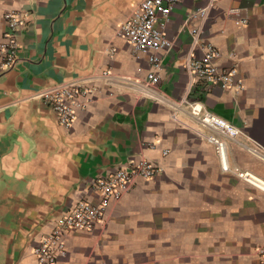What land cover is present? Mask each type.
I'll list each match as a JSON object with an SVG mask.
<instances>
[{"label": "crops", "instance_id": "crops-1", "mask_svg": "<svg viewBox=\"0 0 264 264\" xmlns=\"http://www.w3.org/2000/svg\"><path fill=\"white\" fill-rule=\"evenodd\" d=\"M140 1L0 0V43L4 13L29 12L14 64L4 69L0 58V264H37L33 249L54 220L99 201L91 181L141 157L159 166L153 178L111 200L94 229L69 232L55 264H259L253 249L264 240V190L221 169L213 144L197 133L215 129L184 110L176 122L166 104L133 88L150 66L118 29ZM201 7L203 23L189 17ZM194 26L200 44L221 51L219 65L236 63L240 89L191 84L185 59L203 53L192 45ZM165 35L173 46L162 56L161 89L237 127L226 140L228 165L264 181V0H177ZM103 69L111 76L88 80L93 93L69 127L34 97Z\"/></svg>", "mask_w": 264, "mask_h": 264}, {"label": "built area", "instance_id": "built-area-1", "mask_svg": "<svg viewBox=\"0 0 264 264\" xmlns=\"http://www.w3.org/2000/svg\"><path fill=\"white\" fill-rule=\"evenodd\" d=\"M177 0H141L132 15L119 25L118 34L130 43L133 54L137 58L144 55L150 69L142 79L131 81L136 94L155 102L166 104L170 108V117L176 122L183 123L177 118L179 111H186L200 125L215 129L218 134H201L213 144L223 171L232 172L248 181L245 172L238 167H230L226 157V140L234 139L240 134L237 127L229 121L217 116L197 100L182 97H171L160 87V71L162 70V56L173 46V41L166 37L165 28L170 13ZM228 12L239 15V7H231ZM208 7L195 9L189 14L190 18H198L202 23L207 19ZM7 30L0 43V58L4 69L10 68L16 59L18 48L17 34L29 19V12L23 9L10 10L4 13ZM238 25H244L245 19L236 20ZM192 45H200L202 56L195 58L188 55L184 67L192 77V83H198L203 89L218 84L223 89H240L239 83H234L237 65L233 63L223 67L217 63L221 51L208 43L200 44L202 28L194 26L189 30ZM111 71L108 69L94 71L90 76L76 78L42 87L34 97L39 98L53 112L58 124L69 127L76 118L78 109L83 108L90 100L93 88L87 84L89 79H108ZM167 151H163L166 154ZM159 170V166L141 157L128 164L127 167L117 169L108 176L97 177L91 181V188L99 195L95 204L79 202L72 209L56 218L51 231L40 239L33 249L37 264H55L57 258L66 251L65 238L74 230L90 231L96 227L106 215L111 200L120 198L127 193L137 179L150 180ZM253 253L259 264H264V240L258 243Z\"/></svg>", "mask_w": 264, "mask_h": 264}, {"label": "bare ground", "instance_id": "bare-ground-1", "mask_svg": "<svg viewBox=\"0 0 264 264\" xmlns=\"http://www.w3.org/2000/svg\"><path fill=\"white\" fill-rule=\"evenodd\" d=\"M245 177L250 183H252L253 185L264 190V181H262L261 179H259L258 177L254 176L253 174H250V173H246Z\"/></svg>", "mask_w": 264, "mask_h": 264}]
</instances>
